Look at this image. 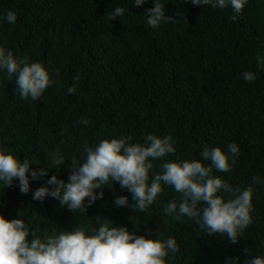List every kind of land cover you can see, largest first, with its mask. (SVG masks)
I'll use <instances>...</instances> for the list:
<instances>
[{"label":"trees","instance_id":"1","mask_svg":"<svg viewBox=\"0 0 264 264\" xmlns=\"http://www.w3.org/2000/svg\"><path fill=\"white\" fill-rule=\"evenodd\" d=\"M0 264H264V0H0Z\"/></svg>","mask_w":264,"mask_h":264}]
</instances>
